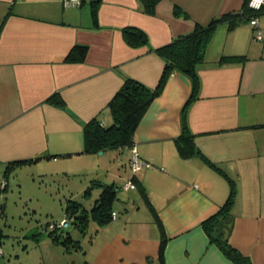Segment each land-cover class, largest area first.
Here are the masks:
<instances>
[{
	"label": "crops",
	"instance_id": "obj_1",
	"mask_svg": "<svg viewBox=\"0 0 264 264\" xmlns=\"http://www.w3.org/2000/svg\"><path fill=\"white\" fill-rule=\"evenodd\" d=\"M82 1L67 7L64 0H0V169H5L0 199L9 188V175L26 166L43 176L82 177L86 200L95 190L96 201L105 186L120 190L129 181L137 187L123 189L136 194L120 199L117 193L107 224L91 219L82 231L68 219L58 232L78 241L71 249L53 240L50 223L44 230L48 237L30 236L31 227L15 244H5L1 222L10 217L2 201L0 258L6 249L5 264H12L16 253L15 261L21 258L23 264L33 246L45 244L46 264H158L159 219L168 237L166 264H236L210 241L202 225L231 192L230 181L211 161L236 184L232 244L253 264H264V40L255 39L250 22L233 30L220 25L207 48L198 70L199 96L187 111L192 140L180 138L194 83L176 70L135 132L132 146L147 165L134 173L132 146L83 152L85 124L95 118L107 126L113 123L109 104L128 77L158 86L166 61L151 48L191 32L197 23L207 25L221 14L240 11L246 0H163L156 14L146 13L140 0H100L95 7V0ZM176 6L188 16H177ZM257 20L264 32V14ZM127 26L146 31L150 46L128 44ZM78 44L89 46L86 60L67 61ZM230 55L246 59L220 62ZM56 95L64 105L51 100ZM71 195L66 215L52 223L68 218L67 205L75 200ZM82 204L89 210L94 206ZM70 221L73 231L66 230ZM91 224L95 227L85 240Z\"/></svg>",
	"mask_w": 264,
	"mask_h": 264
},
{
	"label": "trees",
	"instance_id": "obj_2",
	"mask_svg": "<svg viewBox=\"0 0 264 264\" xmlns=\"http://www.w3.org/2000/svg\"><path fill=\"white\" fill-rule=\"evenodd\" d=\"M140 1L146 13L156 14L157 7L163 0ZM249 1L250 0L245 1L240 11L221 14L214 17L207 25L197 23L194 30L191 32L174 38L171 42L162 47L156 49L151 48V50L155 51L166 61L158 86L152 88L135 78L128 77L109 104L113 116V123L107 126L103 124L100 119L95 118L85 124V148L83 152L97 153L109 149L132 146L134 144L135 132L148 108L152 102L161 95L168 78L176 70L190 75L194 83L192 95L184 108V128L180 138V140H192L194 135L188 127L187 111L189 106L199 96V67L205 61L207 48L220 25L226 24L230 30H233L243 23L250 22L252 24L251 21L253 19H257L264 14V4L261 9L256 10L250 6ZM98 2H100V0H95L93 6L95 7ZM175 14L177 16H188L185 11L177 6L175 7ZM253 26L256 30L261 29L259 25V28L255 25ZM123 34L128 44L133 47L150 46L149 36L146 31L141 28L127 26L123 29ZM88 52V45L78 44L73 48L66 60L70 62H83L86 60ZM245 59V55H230L223 56L220 62H235ZM51 100L57 104L64 105L63 99L58 95L52 97ZM208 162L230 181L231 192L227 201L220 206L216 213L208 217L202 225L210 241L215 243L228 258L236 264H253L251 258L242 253V251L236 248L231 242L235 223L233 207L236 201V184L228 175L218 168L216 164L211 161ZM13 165L16 164L14 162L8 164L6 174L10 172ZM118 190L119 187L115 185L105 186L101 195L90 210L84 207L81 202L71 200L72 202L67 205V219L70 220L71 218L73 223L82 231L86 229L91 219H96L101 225L109 223L113 218V203L117 198ZM157 220L162 232V246L158 264H166L164 252L168 237L165 234L161 221L159 219ZM58 228L60 227H57V229L53 231L49 230V235L55 242L61 243L67 249L79 246L78 241L74 240L70 233L64 230L58 232L64 227ZM1 234L0 231V238L2 240ZM148 264L153 263L149 261Z\"/></svg>",
	"mask_w": 264,
	"mask_h": 264
},
{
	"label": "rangeland",
	"instance_id": "obj_3",
	"mask_svg": "<svg viewBox=\"0 0 264 264\" xmlns=\"http://www.w3.org/2000/svg\"><path fill=\"white\" fill-rule=\"evenodd\" d=\"M5 169H0V176L3 175ZM82 177L64 175L62 173L55 175L43 176L35 168L31 166L22 167L9 175V188L5 194L4 199H0V203L3 201L8 204L7 214L9 215V221L1 222V228L4 230V243L11 242L16 243L17 239L20 238L22 231L28 230L29 235L32 236L35 232L41 233L44 237H48V232L44 231L45 226L52 223L60 216H65V205L67 199L71 198V192L73 199L84 203L88 208L94 204L95 199L98 196L97 190H95L91 199L86 200L83 196L85 187H83ZM122 188L118 191L119 197L126 198L136 194V192H125ZM75 195V196H74ZM130 195V196H129ZM129 199H132L130 197ZM119 202V199L116 203ZM141 205L142 202L140 203ZM144 207V206H143ZM60 220V219H58ZM93 224L90 226V231L87 233L85 240H88L92 231ZM66 230L73 231V223L70 221L69 228ZM95 232V230H94ZM93 232V233H94ZM2 239V240H3ZM10 239V241H7ZM84 241L83 243H85ZM32 246V245H31ZM6 248V246H5ZM32 248V247H31ZM6 255L0 258V264H5L6 258H8V251L5 249ZM46 253V245L38 248L34 247L31 253L26 256L23 260V264H46L43 257V253ZM10 257V256H9ZM18 257V253L12 257V264H20L19 261H15ZM10 260H7L9 264Z\"/></svg>",
	"mask_w": 264,
	"mask_h": 264
},
{
	"label": "built area",
	"instance_id": "obj_4",
	"mask_svg": "<svg viewBox=\"0 0 264 264\" xmlns=\"http://www.w3.org/2000/svg\"><path fill=\"white\" fill-rule=\"evenodd\" d=\"M64 3L67 7H74V6H80L82 4V0H64ZM249 4L252 8L258 10L261 9L263 4H264V0H250ZM252 24L255 25L256 27H258L259 23L258 20L255 18L252 21ZM259 28V27H258ZM255 39H260V40H264V32L261 29L256 30L255 32ZM145 165H147V162H145L144 160H142L140 158V155L138 153L137 147L132 146V156H131V166L132 169L134 171V173L138 172L139 170H141ZM137 185L133 182V181H129L124 188L125 189H130V188H136ZM115 217V216H114ZM68 225V219H66L64 222L62 223H50L48 225V229L53 231L55 229H57V227H64ZM3 253V242L0 238V254Z\"/></svg>",
	"mask_w": 264,
	"mask_h": 264
},
{
	"label": "water",
	"instance_id": "obj_5",
	"mask_svg": "<svg viewBox=\"0 0 264 264\" xmlns=\"http://www.w3.org/2000/svg\"><path fill=\"white\" fill-rule=\"evenodd\" d=\"M102 153V152H101Z\"/></svg>",
	"mask_w": 264,
	"mask_h": 264
}]
</instances>
